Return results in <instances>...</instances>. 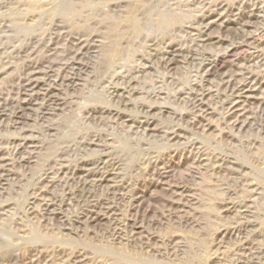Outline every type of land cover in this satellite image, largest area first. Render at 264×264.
Returning <instances> with one entry per match:
<instances>
[{"label": "rangeland", "instance_id": "1", "mask_svg": "<svg viewBox=\"0 0 264 264\" xmlns=\"http://www.w3.org/2000/svg\"><path fill=\"white\" fill-rule=\"evenodd\" d=\"M263 63L264 0H0V264H215L233 201L264 264Z\"/></svg>", "mask_w": 264, "mask_h": 264}, {"label": "bare ground", "instance_id": "2", "mask_svg": "<svg viewBox=\"0 0 264 264\" xmlns=\"http://www.w3.org/2000/svg\"><path fill=\"white\" fill-rule=\"evenodd\" d=\"M262 78H264V77H262ZM263 86H264L263 81H261V82L256 81L253 83H249L246 86H242L240 89L238 88L239 89L238 94L235 97L231 98L230 103L228 105L229 106L228 107L229 115L233 118V115H236L238 108L240 107L239 106L240 104L238 105V102H240V100H241L242 106H244L247 103H250L249 101L251 99L256 98L258 92L262 91L261 88ZM232 99L233 100L236 99L237 102L234 103V101ZM245 112H246V109L241 113L243 115H240L239 118H237V120H235V124H238L240 119L243 116H245V114H244ZM199 155H200V153H199ZM202 160H205V159H202ZM172 192L179 194L181 197H188L189 202L192 200L191 199L192 196H188V195H185L183 193H180L177 189L173 190ZM172 196L176 197V195H174V194H172ZM144 203H145L144 197H136L133 200V203L131 204V210L136 215L134 216L133 220H131V221H129V223H127L128 225H124V228H126L128 230H123V226L120 223V221L117 217L118 215L116 214V212L113 211V212L109 213V216L107 217V221L110 223H118L116 225V227L114 228L115 229L114 233L116 235H119L120 238H124L123 236H126L128 238V236H129V242H133L132 239L138 238L137 235H139L140 237L144 236L143 235V234H145L144 231H146V227H145L146 217L144 216L145 213L143 211V204ZM225 212L233 214L234 218H237L239 224L234 226L233 229H225L223 231V233L220 234L221 239L218 240V242L216 244L217 251H216L215 258H214L215 264H223V257L221 256L220 252H222V250L224 251V248H226V246L229 245L234 240H235L234 244L237 246V250L238 251L240 250L242 253L240 255L241 258H237L235 260V264H255L254 260H249V257L254 259V257L257 254V251L255 250L254 245L252 244V241L250 240V236L252 234V232H251L252 220H250V216H249L251 214L249 207H247L245 205L240 206L239 204H237L234 201L228 202V203H226ZM103 214H105V213H103ZM140 216L143 219L141 222L138 221ZM95 221H97V219H93V222H95ZM134 241H136V240H134ZM144 241L145 240H141V242H140L141 247H144L147 245V243H144ZM247 251H251V252L243 254V252H247ZM259 253H263V257H264V246H263V248H259ZM245 254H247L248 257H245Z\"/></svg>", "mask_w": 264, "mask_h": 264}]
</instances>
